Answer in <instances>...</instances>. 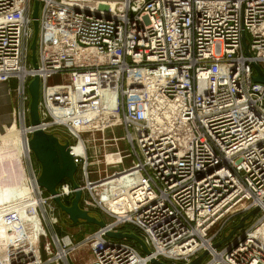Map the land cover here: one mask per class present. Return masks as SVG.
<instances>
[{
    "label": "built area",
    "instance_id": "obj_1",
    "mask_svg": "<svg viewBox=\"0 0 264 264\" xmlns=\"http://www.w3.org/2000/svg\"><path fill=\"white\" fill-rule=\"evenodd\" d=\"M34 1L0 0V82L18 81L17 122L30 116L28 87L38 76L39 127L64 131L73 147L81 130L100 134L120 116L136 168L92 181L89 157H75L84 170L82 203L111 222L103 219L77 244L55 234L57 252L49 241L43 261L37 245L49 238L48 204L34 215L42 231L7 212L10 242L3 245L0 234V264H71L62 254L84 244L91 264H190L205 253V264H264V217L223 249L215 246L235 215L264 212V83L255 81V66L264 73V0H127L101 12L39 0L37 68L30 64ZM57 75L63 80L50 84ZM113 75L109 99L105 77ZM109 142L105 135L102 145ZM70 186L65 198L76 194ZM21 202L0 204V212ZM129 225L150 254L108 236Z\"/></svg>",
    "mask_w": 264,
    "mask_h": 264
},
{
    "label": "bare ground",
    "instance_id": "obj_2",
    "mask_svg": "<svg viewBox=\"0 0 264 264\" xmlns=\"http://www.w3.org/2000/svg\"><path fill=\"white\" fill-rule=\"evenodd\" d=\"M37 1H39V0H37ZM81 1L98 3V9L99 10L103 9L106 6H110L112 8H115V7H117V5H125L128 3L127 0H81ZM76 2H79V1L71 0V2H70L71 6L72 7H79V5L76 4ZM34 3H35V1H34ZM127 6H128V4H127ZM119 7H121V6H119ZM33 8L34 7H32V9ZM99 10H98V12H101ZM40 12H41V6H40ZM39 17H40V15H39ZM33 28H34V23H33ZM33 37H34V34H33ZM37 62H38V59H37ZM23 73L26 74L25 71ZM39 79H40V100H41V81L42 80L40 77H39ZM116 79H117V75L105 77V81L107 82V85H109V89H110L109 94H108V98L111 95L112 89L114 88L116 90ZM30 97H31V95H30ZM39 109H40V103H39ZM29 110L30 109H28V112H29ZM29 115H30V112H29ZM39 116H40V111H39ZM15 118H17L16 112H15ZM28 120L26 121L25 125H24V121H22V124L20 126L22 129H18L14 125L13 128L10 129L9 132L3 136H2V131L0 129V147L5 146V148L8 150V152L4 151L5 152L4 161L1 159V161L4 162L3 164L6 165V166L5 165L3 166L4 171H2V174H1L2 175V178H1L2 180L0 179L2 182L1 186H3L4 184L7 185L8 187L10 185H12L11 179H10L11 177L8 174V172L6 171L10 168V167H8L10 164H11V167L20 165V167H19L20 169L18 168V170H17V168H15V170L17 171L18 179H20V182L23 185L18 192V194H19L18 196H19V198H22V202L18 205L12 206V207L8 206L7 208H3L2 211L0 212V228L2 227V224L4 226H5V224H7L6 219H5V215L7 212H9V213L20 212V214H17V216L19 218L29 220L31 223H33L34 227L36 226L37 228H39V230H41V228H43V223L39 219V216L36 219L34 217V215L38 213L37 208L39 206H42V204H43L42 207L44 208L45 205L48 204V201L46 200L48 198H46V199L43 198V196H44L43 192L46 190L44 188H42L38 183L39 177L37 176V173L34 170V165L32 163V157H31V153H33V151L30 149V146H29L30 141H28L29 135H31V137H32L33 132L38 130L39 125L37 127H32L31 123H30L28 126L27 125V123H29ZM30 121H31V119H30ZM40 121H41V116H40ZM113 122H114V125H111L110 127H105V128L101 129L102 132H101L100 136L102 138L99 141H97V140L94 141V138L97 137V135H98L97 134L98 131H94L91 134V133H88L85 129L81 130V133H80L81 140L79 141V143L77 145H74L73 147L70 144V142L62 144L60 142V139H63L62 138L63 136H61L59 133H53L52 134V133H50V131L44 130L46 128V125L40 126L41 129L39 128V130H42L45 133L54 135L62 145L68 144L69 153L72 156L73 161L77 166V169L79 166H78V163H76V161H75V157H79V156H84L86 159L89 157V160L87 162L88 169L89 168L91 169V167H97V169L103 168V167L115 168L114 166L118 167V165H121L122 163H126V161L130 158L129 152L125 149H120L124 153V155L122 153H121V155L113 153V151H111V150H104V152H103L102 147H100L98 144L99 142L100 143L104 142V136L106 135V133H109L111 131L113 132L116 129L121 128L120 127V125H121V117L120 116L116 119V121H113ZM24 128H30L31 130H27ZM29 131H31V133ZM124 137H125V134L122 136V140ZM112 138L115 141L120 142V140L117 138L116 135H113ZM113 139L110 141H113ZM126 145H127V143H126ZM34 158H35V156H34ZM25 159H27V166L30 169L31 177L34 178V180L32 178L30 179V176L27 174V172L25 170L24 164L22 165V163L25 161ZM35 160H36V158H35ZM30 165H31V167H30ZM101 166H103V167H101ZM1 168H2V166H1ZM135 168H136L135 163L130 161V164L126 168H124L122 171H120V173L118 175H116V176L110 175L111 176L110 180L119 179L122 175H125L129 172H132ZM70 183H71V185H73V187H75V184L77 185L75 188H78V189L74 188L76 190V192L81 191V189H79L78 182L75 180V177H74L73 181L68 182V183H62L63 186L60 189L61 191L59 190V188H60L59 186H61L62 184H60L56 189V193H57L56 195H51L50 193H48V195L53 196L52 201H55L56 198H59L60 200L62 198V200H63V201L61 200L62 204L67 208L71 207L69 205L68 206L66 205V201H65L66 199L64 197L67 195V193L70 194L72 192ZM40 187L42 188L41 191H40ZM4 192L14 193V190L11 192V189H8V190H4ZM30 192H31V194H30ZM33 193H35V195L38 197L39 196L42 197L43 201H41V200L38 201V199H36L34 201V199L32 198ZM2 195L3 194L0 193V204L3 205V204H6V201H5L4 195L3 196ZM28 196H30V197H28ZM26 198H27V200H26ZM82 198H83V192H82L81 199L78 203V207L81 210L86 211L90 217L95 218L97 221H103V219H101V218H100L101 220H99L97 217L92 216L90 213H92L93 211H91L90 209H88V208L82 209V207H80V205H82ZM73 199H71V201H70L71 205H72ZM56 204L58 205L57 202H56ZM108 205L111 206V208L114 211H119V209L115 208L111 203H108ZM59 208H60V206H59ZM60 210L62 213L66 214L65 212L62 211L61 208H60ZM33 211H36V212H34V214H33L32 213ZM31 215H33V216H31ZM44 232H45V230H44ZM258 233L264 239V226L258 231ZM2 237H3V235H2ZM64 240H65L67 245L70 244V241L68 238H65ZM83 248H88L90 250V247L88 244L87 245L86 244L79 245V246L74 247L73 249L69 250L68 252H64L62 254V256L65 259L66 256H68V254H69L71 257L70 261H72V259L77 260L78 253ZM94 259H95L94 255L92 253H90L89 256L87 255V258L85 260V264H91L94 261Z\"/></svg>",
    "mask_w": 264,
    "mask_h": 264
},
{
    "label": "rangeland",
    "instance_id": "obj_3",
    "mask_svg": "<svg viewBox=\"0 0 264 264\" xmlns=\"http://www.w3.org/2000/svg\"><path fill=\"white\" fill-rule=\"evenodd\" d=\"M76 1H79V2H76V4L79 5L78 8L83 7L86 10H91V11L93 10V11H97V12L99 10L98 9V3H95V2L94 3L93 2H84V1H81V0H76ZM33 7H34V5H33ZM105 8L106 7H104L103 9H101L99 11H103ZM106 9H108V7ZM41 12H42V10H41ZM41 12H40V15H41ZM30 64L33 65L31 57H30ZM62 80H63L62 77L60 75H57V76L53 77L49 81V83L50 84H57V83H60ZM17 87H18V81L17 80H13V81H11L9 83H1L0 82V119H2L3 121L4 120L5 121H12V115L11 114H12V111L14 110V113H13L14 114V121H16V124L14 122V124L11 127L6 128L5 130L1 129L2 136L6 135L9 132V130L13 128L14 125L18 129H22L20 127V123H18L17 120H16L17 118H15V112L17 111V108L19 106V96L17 94ZM29 106H30V104H29ZM28 119H29L28 120L29 123H27V125L29 126V124L31 123L30 117ZM120 127H121L120 129H116L113 132L111 131L109 133H106V138L112 140L113 139L112 138L113 135H116L117 138L120 140V142L119 141H116V142L115 141H110L107 144V146H103L102 145V143H103L102 141H101L102 143L99 142L98 144H99L100 147H102L103 152H104V150H111V151L119 150V151H121L120 149H125L129 153H132V155H133L134 152H133L132 148L130 146L126 145V142H127L126 141L127 139L125 140L126 131L123 128V126L120 125ZM39 128L40 127H38V129ZM24 129L31 130L30 128H24ZM29 132L31 133V131H29ZM50 133L53 134V132H50ZM62 133L63 134H61V136H63L62 137L63 139H60V142L62 144H65V143H68L69 141L70 142L72 141L69 138L68 134H66L64 131ZM100 134H98L97 137H95L94 139L97 140V141L101 140L102 137L100 136ZM124 134H125V137L122 140V136ZM30 139H31V135H29L28 141H30ZM114 143H117V144H114ZM1 147H0V165L2 166V168L0 166V179L2 178V175H1L2 171H4L3 166L5 165V164H3L4 163L3 161L5 159L4 154H5V152H8V150L5 148V146H1ZM31 157H32V163L34 165V170L36 171L37 176L39 177L40 173H41V165L37 161V159L35 160L33 153H31ZM129 157H130V154H129ZM1 159L3 161H1ZM25 160H26V163H27V159H25ZM130 161L134 162L133 159L130 157L126 161V163H122L121 165H118V167L114 166L115 168H106V167L101 166L103 168H98L97 169V167H91V173L92 174L90 175V180H92V181L101 180L103 178H106V176H108V175H109L108 177L116 176V175H118L120 173V171H122L124 168H126L130 164ZM23 164H24V162L22 163V165ZM8 167H10V168L8 170H6V171L8 172V174L11 177L10 179H11L12 185H10L8 187L7 185L4 184L3 186H1L2 185V182H1L2 179L0 180V193H2L4 195L6 203H10L13 198H19L18 192H19L20 188L23 186L22 183L20 182V179H18V174H17V171L15 170V168H17V170H18L20 165L11 167V164H10ZM25 170H26L27 174L30 176V179H31L32 177L30 175L31 173H30L29 167L25 166ZM83 173H84V170H83V166L81 164L78 167V169H77V171L75 172V175H74L75 180L78 183H84L83 178H85V177H84ZM32 179L34 180V178H32ZM64 182L68 183V182H71V181L69 179H66ZM8 189H11V192L14 190V193L4 192V190H8ZM41 189L42 188L40 187V191H41ZM43 195H44L43 198L46 199V197H48V192L44 191ZM36 197H38V196H36ZM32 198L34 199V201L36 200L34 195H32ZM73 198H75V195L65 198L67 206L68 205L71 206V204H70L71 202L70 201ZM61 200H62V198H61ZM38 201H40L39 198H38ZM42 206H43V204H42ZM42 206H39L40 208L39 207L37 208V212L39 210H43ZM80 207H82V209H83L86 206L82 203V205H80ZM49 209L52 210L51 214L55 218L58 219V223L56 225L52 224L51 218H53V216L52 217L50 216V219H46L47 220V225H45V227H46L47 231L45 230V232L47 233L49 238H48V240L44 239V238L41 239L40 243L37 245L38 246V250H39V254H40L41 259L43 261L48 259L47 252L45 251V245L50 241V243L55 248V246L53 244V242H55V241H53V239L55 238V234L58 235L61 239L63 237L69 236V237H71L73 243L77 244V243L82 242L86 237L96 233L97 230L99 229L98 225L92 224V223H86L83 220H81L77 224H73V222L70 220V218L66 214L61 212L59 206L56 204L55 201H50L48 203V210ZM90 210L93 211L92 213H90L92 216L97 217L99 220L104 219V221H106V222H111V219L109 217H107L105 214L101 213V211L94 210V209H90ZM251 212L238 214V215H235L233 218H231L229 220V222L225 225L224 230L221 233H219L218 238L215 241L216 245H217V243L221 242L226 237H228L231 234V232L233 231L234 227H236L241 222V220L243 218H245L247 215H249ZM17 214H20V212H15L16 217H18ZM263 217H264V212L263 211H258L255 216L249 217L246 220L245 225L242 228L238 229L235 232V234L229 240L225 241L222 245H220V249H223L224 247H226L230 243H232V242L238 240L239 238L243 237L245 235V233L247 232V230L252 228ZM55 218H53L52 220H55ZM39 219L42 221V219L40 217H39ZM30 226L34 227L33 223H31ZM123 230H125V232L128 231V233L136 234V235H138L140 237V232L135 227H133L131 225L124 227ZM216 230H217V227L214 229V232ZM0 234L3 235V238H6V241H4L5 243L3 245H5L6 247H7V245L9 246L10 239H9V236H8V232L6 230V226H4L3 224H2V227L0 228ZM34 241H36V243H37V240H34ZM128 241L132 242V244H134L141 251L142 254H145L144 251H142L141 247L135 241H132V240H128ZM216 247H218V246H216ZM54 250H55L54 252H57L56 248ZM90 253L91 252H90V250L88 248H83V249H81L79 251L78 256H77V260H73L72 259V261H70L71 257L69 256V258H68L69 259V263H71V264H85V260L87 258V255L89 256ZM205 257H206V255H205ZM208 259L209 258H204V261H201L200 264H205Z\"/></svg>",
    "mask_w": 264,
    "mask_h": 264
},
{
    "label": "water",
    "instance_id": "obj_4",
    "mask_svg": "<svg viewBox=\"0 0 264 264\" xmlns=\"http://www.w3.org/2000/svg\"><path fill=\"white\" fill-rule=\"evenodd\" d=\"M40 3L35 0L34 8L32 12V17L34 20V37L31 43V60L35 68L38 67L37 64V46L38 38L40 32ZM246 38L244 37V43ZM245 48L248 49V46L245 43ZM257 71V76L255 78L256 82L264 83V73L262 70L255 66ZM29 93L31 95L30 103V119L31 126L37 127L40 124L39 116V103H40V79L36 76L29 84ZM30 149L33 151V154L37 161L41 165V173L38 179L39 185L44 188L51 195H56L57 187L64 182L66 179L70 181L74 180V174L77 170V166L73 161L72 156L68 150V144L62 145L59 140L52 134L45 133L42 130H36L33 132L32 137L29 142ZM77 185L75 184V187ZM82 192L78 191L75 194V198L72 201L71 207H65L59 198H56L55 201L58 203L63 212H65L73 224L79 223L80 220L85 221L86 223L96 224L99 227H104L105 223L103 221H97L95 218H92L88 215L86 211L81 210L78 207V203L81 199ZM257 210L252 211L249 215L241 220V222L234 227L231 234L226 237L221 242L217 243L216 246L222 245L225 241L229 240L235 232L242 228L245 225L246 220L255 216ZM109 237L117 239H128L135 241L144 251L145 254H150V250L144 241L136 234L133 233H109ZM206 253L201 255L199 258L195 259L190 264H200L202 259L205 257ZM153 264H165L160 261H153Z\"/></svg>",
    "mask_w": 264,
    "mask_h": 264
},
{
    "label": "crops",
    "instance_id": "obj_5",
    "mask_svg": "<svg viewBox=\"0 0 264 264\" xmlns=\"http://www.w3.org/2000/svg\"><path fill=\"white\" fill-rule=\"evenodd\" d=\"M51 79H49V81ZM13 113H14V110L12 111V114H11L12 115V121H5V120L3 121L2 119H0V129L5 130L6 128L11 127L14 124V122L16 124V121H14V114ZM122 231H125V230L122 229ZM126 232H128V231H126Z\"/></svg>",
    "mask_w": 264,
    "mask_h": 264
}]
</instances>
